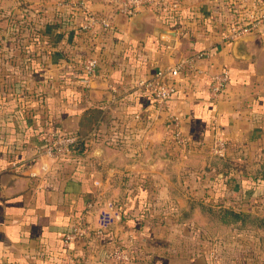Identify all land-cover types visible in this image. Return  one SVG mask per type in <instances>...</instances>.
Masks as SVG:
<instances>
[{
	"label": "crops",
	"instance_id": "1",
	"mask_svg": "<svg viewBox=\"0 0 264 264\" xmlns=\"http://www.w3.org/2000/svg\"><path fill=\"white\" fill-rule=\"evenodd\" d=\"M85 1L112 16L103 38L76 28L69 14L45 24L62 14V0H0V264H121L111 257L117 243L132 245V264H264L257 231L243 232L238 250L250 255L237 261L227 257L233 236L223 240L210 224L239 229L202 210L256 214L264 200V19L227 42L211 19L222 0H180L175 25L159 12L126 16L106 0ZM228 4L238 9L232 13H264V0ZM32 27L35 45L12 38L15 28ZM155 27L175 34L155 35ZM200 51L208 56L175 78L170 100L189 139L182 147L166 111L136 83ZM92 56L97 75L87 77L78 62ZM222 71L229 80L213 97L210 78ZM56 128L80 131L84 146L70 159L42 157L45 174L35 153L42 133ZM218 139L227 145L222 159L213 149ZM104 210L113 214L106 227L98 222ZM79 217L87 232L65 247L63 234Z\"/></svg>",
	"mask_w": 264,
	"mask_h": 264
},
{
	"label": "built area",
	"instance_id": "2",
	"mask_svg": "<svg viewBox=\"0 0 264 264\" xmlns=\"http://www.w3.org/2000/svg\"><path fill=\"white\" fill-rule=\"evenodd\" d=\"M114 12H120L126 16L137 14L142 9L153 10L155 12L170 11L173 12L178 8L177 0H110ZM85 15V21L80 26L81 28L100 29L103 32L113 28V21L111 17L95 14L88 10L83 2H78ZM151 10V11H152ZM264 19V13L255 14L250 13L240 20H235L233 24H222L220 30V37L229 42L244 34L250 33L258 29L259 24ZM206 51L193 53L190 56L179 57L174 63L157 69L153 75L141 78L137 81V88L148 94L152 101L154 108L158 111H166V121L170 129L172 140L175 144L186 147L188 144V137L183 133L180 124V117L177 113L170 109V100L174 93V80L184 71H194L196 69L195 62L197 59L207 57ZM81 73L87 77L97 75L98 58L95 56L81 59L79 62ZM87 79V78H86ZM229 80L228 71L213 74L209 82V92L213 97H218ZM76 132L63 129H50L42 133L43 144L37 148L35 153L36 163L40 172L47 173L49 165L45 161H41L42 157H47L53 160H66L73 158L75 155L76 146ZM214 152L218 156L226 154L227 145L222 139H218L214 144ZM38 161V162H37ZM20 165L12 161L11 167L18 169ZM33 175L37 174L32 172ZM118 217V214H114ZM113 220V214L109 211H100L98 215V222L102 227L108 226ZM87 232V224L82 217L77 218L63 234L62 243L65 247L69 246L77 237ZM133 241V240H131ZM133 247L131 244L117 243L111 248V257L121 264H132L133 262Z\"/></svg>",
	"mask_w": 264,
	"mask_h": 264
},
{
	"label": "rangeland",
	"instance_id": "3",
	"mask_svg": "<svg viewBox=\"0 0 264 264\" xmlns=\"http://www.w3.org/2000/svg\"><path fill=\"white\" fill-rule=\"evenodd\" d=\"M83 1H84V4L86 6H88V4L86 3L85 0H68V1H62L64 3L63 6H62V14H61V12H60V14H55V15L49 14L47 17H45V19H43V22H45V24H49L50 25V24L56 22V20H58V19H61L62 20V18H63V20H67L68 21V19H69L68 14H69L70 17H74V20L77 23V25H76V23L74 24L76 26V28L81 29L80 26L85 21V17H84L85 15L83 14V10H82V8H81V6L79 5L78 2H83ZM177 1H178V4L180 5L181 4L180 0H177ZM228 1L229 0H222V1H220V3H219V6H221L220 9L217 10L218 9V7H217V9L215 11V16L213 18H211L217 24H219V25H222V24H225V25L233 24L235 22V20L243 19L244 17H246L248 14L251 13V12H249V13L243 14V12H241V11H236L235 13H232L233 12L232 9H236V7H232L231 8V6H230L231 4H228ZM106 2L110 3V5H112L111 2H110V0H106ZM235 3H239V2H235ZM224 7H225V9H224ZM112 9H113V7H112ZM145 10H148V9H145ZM236 10H238V9H236ZM176 11L177 10H175L173 12H176ZM229 12H231L232 14L227 15V13H229ZM100 14H102L104 16L107 15V17H111L112 18V16L109 15V14H104V13H100ZM78 18H79V20H77ZM2 19L3 18H1L0 20H2ZM32 21L34 22V20H31L30 22H32ZM35 30H36V28L35 27H32L31 30L29 29V30H27V32L24 33L23 31L20 32V29L19 28H15L13 30V33L11 35H12V38L13 39H17L16 37H20V35H22L21 36L22 38H28V41H31L29 43V45H35L36 35H37L38 42H39V36H40L39 31L36 34V31ZM86 30L92 31V34L93 35H96V36L105 35L104 33L106 32L105 31L103 33L102 30H100V29H93V27L88 28ZM108 31H110V29H108L107 32ZM46 33H49V32H46ZM102 38H103V36H102ZM46 49H47V47H46ZM29 50H32V48H29ZM18 65H19V63H16V66H18ZM260 205H261V208L262 209L260 208V209H258L256 211V216H258V217H264V200H263L262 204L260 203ZM210 227L213 228L215 231H217L219 233V236L223 240H225L227 237L233 236V237H231L232 238V242L235 241L236 245H234V246H231L230 245V247L228 248V255L229 256L227 255V257L232 256V258L237 259V261H241V260H244L245 257H247L248 255H250V253L248 251L245 252V250H243V251H239L238 250L239 245L242 243V241H244V237L245 236L247 237V234L248 233H243V232H245V230H247L246 228H238L239 230L238 231L236 230L237 232L235 234H231V230H229L226 227H221V226H219V224H216V223L210 224ZM251 229H253V228H251ZM253 230H255V232L256 231L258 232L257 233L258 237H262L261 238L262 239L261 240V243L264 245V229L263 228H259L257 230L256 229H253ZM249 236H251V235H249ZM252 237H254V236L252 235ZM256 239L253 238L252 241H254ZM253 245H255V244H253ZM217 247H219V245H217ZM220 252H221V249H220Z\"/></svg>",
	"mask_w": 264,
	"mask_h": 264
},
{
	"label": "trees",
	"instance_id": "4",
	"mask_svg": "<svg viewBox=\"0 0 264 264\" xmlns=\"http://www.w3.org/2000/svg\"><path fill=\"white\" fill-rule=\"evenodd\" d=\"M68 1V0H62ZM163 21L169 25H175L179 22V18L170 11L159 12ZM50 130V129H49ZM77 140L75 146V152H81L84 146L85 135L80 131H75ZM226 156H215L216 159H222ZM231 164V162L226 161ZM237 167V166H235ZM251 177V176H250ZM251 179H258L257 177H251ZM203 213L210 221H220L221 223L232 225L237 228H253L264 229V217H258L256 214L246 211L234 210L231 207H221L218 209H212L210 207H203Z\"/></svg>",
	"mask_w": 264,
	"mask_h": 264
},
{
	"label": "water",
	"instance_id": "5",
	"mask_svg": "<svg viewBox=\"0 0 264 264\" xmlns=\"http://www.w3.org/2000/svg\"><path fill=\"white\" fill-rule=\"evenodd\" d=\"M160 32H166V33L170 34L171 36H174V34H175V32L169 31V30H165L163 28H159V27H155L154 28L155 35H158ZM166 43H168L169 45H171L173 43V39H171L170 42H166Z\"/></svg>",
	"mask_w": 264,
	"mask_h": 264
}]
</instances>
